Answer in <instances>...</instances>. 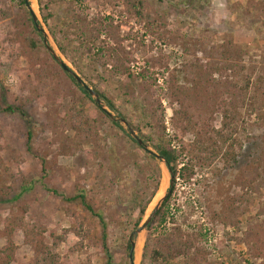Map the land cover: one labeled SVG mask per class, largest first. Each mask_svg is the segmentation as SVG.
Listing matches in <instances>:
<instances>
[{
	"label": "rangeland",
	"instance_id": "374dc122",
	"mask_svg": "<svg viewBox=\"0 0 264 264\" xmlns=\"http://www.w3.org/2000/svg\"><path fill=\"white\" fill-rule=\"evenodd\" d=\"M20 1L0 0V160L10 170L0 173V187L12 188L10 197L1 196L0 249L7 245L5 223L15 219L45 228L51 244L52 233L62 235L72 225L67 209L84 219L83 210L66 198L86 189L99 193L95 205L104 223L87 221L85 228L103 233L105 227L113 264H125L127 240L139 218L133 198L153 190L150 165L162 164L149 163L147 152L126 130L85 99L45 54L30 49L32 27ZM128 1L43 0L42 5L67 50L63 58L78 72L76 63L87 76L84 81L104 92L157 152L161 135L151 126L154 121L135 102L138 96L132 101L121 89L127 73H144L142 81L161 104L163 142L180 154L177 171L187 163L193 169L189 180L178 175L168 222L152 234H175L182 242L189 239L192 248L164 264H264L257 256L264 248V0H135L144 3L142 16ZM37 15L43 23L39 4ZM110 26L121 39L118 46L107 35ZM196 63L226 67L214 75L219 82H249L245 106L207 102L203 111L190 109L191 121L178 114L181 107L170 86L191 87L189 65ZM138 85L132 84L135 90ZM9 106L26 116L5 112ZM111 179L125 186L110 192ZM102 189L108 191L102 194ZM143 235L146 241L148 233ZM14 241L11 264H35L22 230ZM78 242L68 234L58 246L62 264H106L105 251L89 240L82 251L72 252ZM144 264L152 263L147 258Z\"/></svg>",
	"mask_w": 264,
	"mask_h": 264
},
{
	"label": "trees",
	"instance_id": "16d2710c",
	"mask_svg": "<svg viewBox=\"0 0 264 264\" xmlns=\"http://www.w3.org/2000/svg\"><path fill=\"white\" fill-rule=\"evenodd\" d=\"M43 0H38V4L40 7V15L42 18V21L44 25L48 28L50 35L55 40L56 45L60 52L68 58V53L66 48L60 43V41L57 39V36L55 32H53L52 28L49 27V21L51 19V15L45 12V8L42 5ZM21 5L27 9L28 2L26 0L20 1ZM128 4L130 6V9H134L135 13L139 16L143 15L142 10L144 9V3L143 1L136 2L135 0H129ZM28 21L30 26L32 27V37H28V44L30 49L35 53H43L47 57L49 61L53 63V65L58 69V72L65 77L67 80H71L73 82V85H75L76 88L81 90L79 93L88 101H91V97L86 94L80 85H78L72 76L67 74L63 71V69L60 67V65L53 59V57L43 48L46 47L43 42V36L38 33L37 28L32 20L31 14L28 10H26ZM108 37L118 46L120 45L121 39L116 31L113 30V27L110 26L107 30ZM43 50V51H42ZM103 49H99L100 52H102ZM97 52V51H96ZM110 59H112L113 62H115V66L118 65V62L116 60V57L112 54L109 55ZM75 68H77L78 72L82 75L81 77L85 79L87 76L78 68V65L76 63H72ZM190 70H192V73L194 75V78L191 80H187L188 83L191 84V87H184L180 86L176 90L170 86V90L173 94V99L177 100L179 102V105L181 107V110L178 111V114L182 112V114L185 115L187 118V121H191L190 117V109L196 108L197 110L201 109L203 111L205 105L209 104L207 102H213L217 104L221 103L223 106H228L229 108L232 107L234 109L239 108L241 105L245 106L246 104V97L249 95V89L250 84L249 82L246 85L240 86L238 83L233 81H227L219 82L215 80L214 75L219 74L221 70H226V67L219 68L217 66L209 67V66H203L199 63L196 64H190L189 65ZM187 68V69H189ZM144 76V73H142V76H134L131 72L127 73V80L126 83H121V89L122 92L132 99L136 98L138 96V99L136 98L135 102L141 103L140 105L143 106V109L146 111V114L149 113V117L154 121V123H151L152 127H156L158 130V133L161 135L160 138V144L157 143L156 149L158 154L163 157L166 162L167 166L170 167L172 173H173V187L169 189V194L164 203L162 204L161 208L157 212L156 216L152 219V221L149 223L147 227V238L145 241V245L143 248V261L144 264L147 258L150 260L152 264H164L170 261L172 258L181 255L183 252H189L192 248V242L187 239L186 241L182 242L181 239L177 237L175 234H163L162 236H158L156 238L153 237V232L159 230L162 226L166 225L169 219V209H170V202L172 195L175 191L176 186V179L177 175L183 176L184 179L189 180L194 175L193 169L190 168V164H185L179 171H177L176 162L179 159V152L175 149H173L170 144L167 142H163L164 134H165V124L162 120L161 116V104L160 101L156 100L154 95L155 91L152 90V87L150 85L146 84L144 81H142V77ZM141 79V80H140ZM176 80V79H175ZM139 81L138 89L135 90L132 86L133 82ZM173 82V80H172ZM175 82H173L174 84ZM172 84V85H173ZM176 84V83H175ZM95 91L100 95L101 99L107 104V106L115 112L120 117L127 120V117L121 112L119 108L116 107V104L111 101L104 92L99 91L97 87H94ZM137 94V95H135ZM258 94V93H257ZM224 96H226V99H223ZM258 96L252 98V100L257 99ZM129 99V100H130ZM229 99V102L227 103L226 100ZM264 100V96H263ZM264 104V102H263ZM215 106L211 105V109H213ZM100 113L101 110L97 109ZM16 111H19L20 114L25 117L26 114L21 108H13L11 106L5 108V112H11L14 113ZM73 113L75 111H72ZM105 114V113H104ZM103 114V115H104ZM226 114V118H225ZM229 114V109H225L224 111V119H227V115ZM107 116V115H105ZM112 122V124L124 131L123 126L119 122H115L111 120L110 118H107ZM224 126L227 127V121H224ZM78 128L82 131V133H85V129L82 125H78ZM185 130L188 129L187 127H184ZM138 130L140 134H142L141 129L138 127ZM80 137L84 138L85 140H88L87 135H79ZM29 139H31L32 135L29 132L28 133ZM142 138L145 137L142 134ZM135 142V141H134ZM136 143V142H135ZM137 144V143H136ZM138 145V144H137ZM193 146V145H192ZM195 147V146H194ZM141 148V147H140ZM73 152V150H72ZM146 158L149 160V163L156 162V158L154 155H149L147 153ZM136 166L138 164L136 163ZM139 167V166H138ZM150 168L154 170V185L153 190L149 192L147 197H138L135 196L134 204L137 206L139 211V218L134 224V230H136L140 224L144 221L145 216L147 214V210L149 208V205L152 203L153 199L157 195V192L159 190L160 184H161V176L162 171L161 168L158 165H150ZM2 171H5L6 173H9L10 170L2 163L0 160V173ZM109 186L106 188L109 189L110 192L113 191L115 187L118 185L120 187H124L125 184L123 182H120L119 180L115 182V180L111 179L109 181ZM25 190V189H24ZM12 188L9 187L8 189L3 187H0V202H1V196L4 194L3 198L10 197ZM108 190L102 189V194ZM19 195L21 193L19 192ZM99 193L96 191L91 192L89 194L86 189H80L75 192L72 196H69L66 198V201L75 207H80L83 212L85 213V217L83 220H80L77 215H75L74 211L66 210V215L72 219V225L71 227L66 230L62 235H56L54 233L51 234L52 243L49 244L46 242V239L44 238V234L46 229L41 226H32L29 227L25 225L23 222L15 219L12 221H8L5 223L6 231L5 236L7 239V245L5 248L0 249V264H11L14 260L15 252L17 250V246L14 241V236L22 230L25 235V243L28 244L33 250H34V263L35 264H62L61 263V256L57 252L58 246L65 242L66 237L68 234H74L78 239L79 242L76 244L74 249H72V252H80L84 249V244L89 240L94 245L98 246L106 253V264H113L112 256L110 253V247L108 246V240H107V233L106 228L104 227L103 233H97V231H94L89 228H85L86 222L90 221L93 222L95 219H98L100 224L104 223V219L101 218V215L97 211V207L95 205V199ZM92 219V220H91ZM1 224V223H0ZM152 242V244L150 243ZM132 248V243L129 239L127 240L126 245V253L127 258L129 261H127L125 264H131L130 262V251ZM257 256H260L264 258V248H260L257 250Z\"/></svg>",
	"mask_w": 264,
	"mask_h": 264
},
{
	"label": "water",
	"instance_id": "95a60500",
	"mask_svg": "<svg viewBox=\"0 0 264 264\" xmlns=\"http://www.w3.org/2000/svg\"><path fill=\"white\" fill-rule=\"evenodd\" d=\"M28 2L27 4V9L31 14L32 20L37 28V31L39 34L43 36V42L50 53V55L53 57V59L60 65V67L63 69L64 72L69 74L70 76L73 77L74 81L81 86L82 90L88 94L91 99L94 101L96 106L103 111L111 120L115 122H119L123 128L124 131L132 136L134 141L138 144L139 147H141L144 151H146L149 155H154L156 158V161L161 163V171H163V168L166 169L168 172V175L170 176V182H169V188H167L166 193L164 196L158 201L156 206L152 209V211L148 214H146L144 221L140 224V226L132 232L130 235V240L132 243V248L130 251V262L131 264H136L135 263V248H136V241L137 238L143 234L144 232H147V227L149 223L152 221V219L156 216L157 212L161 208L162 204L166 200L169 194V189L173 187V173L170 169V167L167 166L166 160L161 157L158 152H153L152 150L149 149L148 145L144 142L142 138H140L136 132V130L128 123V121L119 115H117L115 112H113L107 104L104 103V101L101 99L100 95L92 88L90 87L84 79L80 76V74L75 71L69 64L68 62L63 58V54L60 52L58 49L57 45L54 44L52 36L49 34V32L46 30L45 26L43 23L40 22V19L38 15L34 12L32 5L30 3V0H26ZM126 128V129H125ZM148 211V210H147Z\"/></svg>",
	"mask_w": 264,
	"mask_h": 264
},
{
	"label": "bare ground",
	"instance_id": "6f19581e",
	"mask_svg": "<svg viewBox=\"0 0 264 264\" xmlns=\"http://www.w3.org/2000/svg\"><path fill=\"white\" fill-rule=\"evenodd\" d=\"M30 3L32 5L34 12L36 14H38V1L37 0H30ZM168 184H169V175H168L166 169L163 168L162 176H161V184H160L159 190L157 192V195L155 196L152 204L150 205L148 213H150L152 211L153 207L156 206L155 204L158 203L160 198L164 196V194L167 191ZM144 243H145V236L143 234H141L137 238V241H136V244H137L136 248H135V263L136 264H138L139 261L141 260Z\"/></svg>",
	"mask_w": 264,
	"mask_h": 264
},
{
	"label": "built area",
	"instance_id": "2783aa9c",
	"mask_svg": "<svg viewBox=\"0 0 264 264\" xmlns=\"http://www.w3.org/2000/svg\"><path fill=\"white\" fill-rule=\"evenodd\" d=\"M179 179V177H178V175H177V179H176V181Z\"/></svg>",
	"mask_w": 264,
	"mask_h": 264
}]
</instances>
